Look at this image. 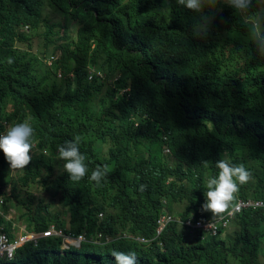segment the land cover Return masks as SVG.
I'll return each instance as SVG.
<instances>
[{"label": "trees", "instance_id": "16d2710c", "mask_svg": "<svg viewBox=\"0 0 264 264\" xmlns=\"http://www.w3.org/2000/svg\"><path fill=\"white\" fill-rule=\"evenodd\" d=\"M52 1L61 8L65 19L85 22L89 39H94L96 47L91 52L90 45L85 46L74 77L67 74L65 79H60L56 73L48 72L52 70L50 68L42 73L34 69L27 78L19 79L13 78L6 67L0 71V132L5 119L30 117L37 140L34 166L28 167L27 172L19 170L18 178L12 179L11 192L5 191L0 180V194L5 196L4 201L14 196L23 204L20 219L28 229L46 228L49 223L56 222L63 228L68 225L67 231L83 232L90 237L97 231L113 233L125 223L134 232L150 233L161 212L157 192L145 194L139 191L130 202L131 198L114 193L107 184L97 185L86 179L77 183L68 180L63 172L51 179L54 169L61 167L56 149L79 136L80 151L93 163L99 144L122 131V139L134 141L138 151L135 152L137 156L129 158L134 153L129 147L121 148V172L133 171L156 178L157 185L163 184L165 176L162 175H169L164 169L168 158L163 151L165 145H179L194 151L184 156L193 160L195 166L205 161L214 165L224 152L236 160L245 158L243 153L237 152L236 144L240 140L237 132H229L220 146L213 143L215 135L221 137V131L209 134L201 145L188 142V130L195 112L204 116L224 108L216 95L218 87L229 83L242 68L221 72L226 65L237 63L238 57L230 45L231 34L224 29L225 35L221 32L222 27L214 23L205 30L200 26L203 24L200 13L163 0ZM52 1L0 0V7L8 15L9 32L14 34L22 22L32 23L47 16L45 9ZM245 61V70L257 66V62L253 66L250 61ZM90 62L104 66L106 76L88 81L87 65ZM109 79L113 85L108 83ZM8 97H11L13 110L5 118L3 105ZM250 99L251 96L240 104H251L254 133L262 139L248 136L243 139L258 150L264 144V104ZM135 121L140 122L138 127L134 126ZM45 149L47 154L43 152ZM133 160L142 164H133ZM6 162L0 150V163L10 171ZM128 163L133 165L131 170L126 169ZM249 168L253 178L243 194L264 199V160L262 168L254 163H250ZM39 175L43 178L39 186L43 188L49 182L46 191H60L62 200L68 204L67 209L65 203L60 208L55 207L54 211L43 205L38 207L30 191L26 195L23 193L22 183L31 186L30 176L36 178ZM133 186L139 188L138 184ZM166 186L169 187L165 193L168 210L186 218L196 206L195 196L184 203L186 210L178 212L175 205L187 197L179 191L183 189V183L176 177ZM108 189L111 197L106 195ZM100 212L103 213L101 218ZM62 213L68 215V221L59 218ZM235 225L231 237L235 244L233 254H222L221 248L212 242L191 250L192 245L187 243L183 232L171 227L165 234L174 252L170 264H201L203 256L217 264H264V210L239 215ZM57 245L56 239H45L38 248L27 245L11 264H100L96 260L106 258L101 247L93 244H88L87 259H79L72 253L63 256L56 251ZM153 254L149 259L153 260ZM143 255L148 254L144 252Z\"/></svg>", "mask_w": 264, "mask_h": 264}, {"label": "clouds", "instance_id": "9594fccd", "mask_svg": "<svg viewBox=\"0 0 264 264\" xmlns=\"http://www.w3.org/2000/svg\"><path fill=\"white\" fill-rule=\"evenodd\" d=\"M163 1L179 4L188 10L200 13V20L203 21L200 26L205 30L209 24L214 23L222 27L221 32L225 35L227 34L225 30L231 34V49H234L233 53L238 57L234 65L242 68L229 83L218 87L216 95L224 108L212 110L204 116H201L199 111L195 112L191 128L188 130V142L201 145L209 134L221 131V137L215 135L216 141L213 143L220 146L229 132H237L240 138L236 144L237 152L243 153L248 161L243 157L236 160L230 157L228 152H224L214 165L205 161L195 166L193 160L184 156L194 151L179 145H165L163 151L168 158L164 169L169 175H162L165 176L164 182L157 185L156 178L139 175L133 171L121 172V148L129 147L134 153L128 156L129 158L137 156L135 152L138 151V145L134 141L128 142L122 139V131L114 138L99 144L100 149L93 163L80 151L81 138L76 136L73 140L66 141L57 147L56 157L61 167L54 169L51 179L55 174L63 172L68 180L77 183L86 179L97 185L107 184L114 193H119L127 199L131 198L130 202L137 197L139 191L145 194H149L150 191L157 192L160 195L157 204L161 212L156 218L154 229L150 233L139 234L123 223L113 233L97 231L90 237L83 232L67 231L68 225L63 228L56 222L49 223L46 228L28 229L24 221L20 219L22 214L20 208L23 204L18 203L12 196L10 200L15 199L17 202L8 205L6 203L9 200L4 201V196L0 199V262L11 264L17 259L20 250L27 245L38 248L41 241L56 239L58 241L56 251L63 256L72 253L77 254L79 259H87L88 244H93L101 247L106 255V258L99 257L96 263L142 264L145 261L146 264H170L174 252L165 239V234L173 226L179 233L183 232L187 243L192 245L191 250L212 242L216 247L221 248L222 254H233L235 244L231 237L236 230L237 217L248 211L264 210V199L243 194L253 178L252 170L249 168L250 163L258 164L262 168L264 144L260 145L258 150H254L249 142L243 139L248 136L258 137L260 140L262 137L254 133L255 121L254 113L250 109L251 104H240L250 96L252 102L256 100L259 104H264V73L252 74V69L243 68L245 60L250 61L253 66L257 62L256 67L264 66V0ZM61 12V8L52 1L45 9L47 16L32 23H20L15 33L11 34L8 30L7 12L0 7V71L6 67L13 78L19 79L27 78L34 69L42 73L46 68H50L55 72L52 70L48 72L52 75L56 73L60 79H65L67 74L74 77L80 65L83 49L89 44L92 52L96 43L93 38L89 39L85 22L75 19L68 22ZM72 26H77L75 32L73 28L71 29ZM105 76L104 66L100 63L90 62L87 65L88 81L100 80ZM259 76H262L261 80ZM107 81L110 85L114 84L110 79ZM12 110L13 105L9 113ZM27 118L5 119L0 132V150L5 155L10 171H17L16 173L11 171L12 174L0 173V180L7 192H11L12 179L18 178L19 170L25 169L27 172L29 170L27 168L33 167L36 162L34 161L37 153L36 131L34 132L32 123H29ZM139 125V121L134 122L135 127ZM141 147L144 146L141 144ZM43 152L48 153L46 149ZM133 164L142 163L139 160H133ZM132 168L133 165L129 163L126 165V169ZM45 172L44 170L43 174ZM176 177L183 183V189L179 191L187 195L181 201L183 207L178 212L186 210L184 207L186 201L189 202L194 196L196 198V206L184 219L180 214L171 213L168 210V198L165 197L166 190L169 189L166 185H169ZM29 179L31 186L23 182L22 191L25 195L30 191L38 207L43 205L54 211L55 207L60 208V205L65 203L60 191H46L49 182L43 188L39 186L42 176L39 175L36 178L30 176ZM6 183L10 185L8 189ZM134 184H138L139 188H135ZM111 190H105L109 197L112 195ZM49 198H56L60 205L50 206ZM178 199L181 200V197L178 196ZM177 207L176 204L175 208ZM67 208L68 204L65 203V209ZM16 210L21 212L19 217L8 216ZM39 210L41 209L37 211ZM98 216L101 218L103 213L100 212ZM60 217L69 220L65 213H62ZM20 225L23 228H20ZM144 252L148 255L144 256ZM152 252H154L153 260L149 259ZM21 259L24 257L21 256ZM201 264L217 263L209 262L208 258L203 256Z\"/></svg>", "mask_w": 264, "mask_h": 264}, {"label": "rangeland", "instance_id": "374dc122", "mask_svg": "<svg viewBox=\"0 0 264 264\" xmlns=\"http://www.w3.org/2000/svg\"><path fill=\"white\" fill-rule=\"evenodd\" d=\"M68 22H70V20H68ZM74 29V32L76 31L77 29V26H72L71 29ZM71 29H70V32H71ZM69 32V33H70ZM237 67H239V65H226L225 67L222 68L221 72L224 73L226 71H230V70H235ZM251 73L252 74H259V73H264V66H258V67H254L252 68L251 70ZM244 75V73H242ZM12 107V104H11V100H7L5 101L4 105H3V114L6 116L8 115L9 111H10V108ZM32 118H27L26 120L29 122V123H32ZM12 172L16 173L17 171L16 170H11ZM11 171H8V169L6 168L5 164L3 163H0V173L1 174H4V173H11ZM7 185V189L9 188V184L6 183ZM2 198V195L0 194V199ZM49 203H50V206L52 205H60L59 202L57 201L56 198H49ZM17 201L15 199H12V200H9L6 204L10 205V203H16ZM177 210H180L182 209L183 207V204H177ZM21 214L20 211L16 210L14 212H12L11 214H8L9 217H14V216H17L19 217V215ZM20 228H23L22 225H20Z\"/></svg>", "mask_w": 264, "mask_h": 264}]
</instances>
